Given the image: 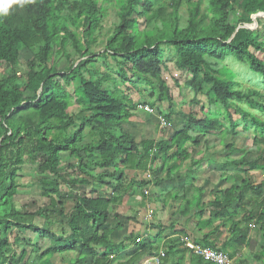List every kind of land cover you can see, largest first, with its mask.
<instances>
[{"label": "trees", "instance_id": "1", "mask_svg": "<svg viewBox=\"0 0 264 264\" xmlns=\"http://www.w3.org/2000/svg\"><path fill=\"white\" fill-rule=\"evenodd\" d=\"M99 1L0 0V264H51L56 253L67 251L77 252L75 262L69 264H112L111 256L127 249L134 237L132 233L115 242L112 233L122 230L127 221L135 223L139 213L119 219L125 196H140L139 207H147L151 199L148 185L161 186L172 180L177 162L190 157L187 142L198 145L209 133L237 137L252 131L250 148L235 147L233 142L224 146L227 155L222 162L232 172L231 185L213 189L212 199L205 204H201L200 187L183 186L179 216L171 219L178 221L195 209L199 217L210 214L202 226L209 228L222 220L203 237L190 239L234 258L249 245L253 226L264 232V176L253 173L264 172V118L259 115H264V102L253 97L259 98V89L264 90V41L253 38L247 26L264 17V0H207L202 14L200 1L187 0L191 7L185 20L180 14L184 0H115L118 9L113 31L104 49L93 54L91 47L104 17ZM164 48L172 49L176 68L189 75L186 87L204 93L209 108L200 106L202 118L192 112L170 139L137 142L124 127L136 105L114 85L111 74L88 66L95 55L105 62L111 59L120 65L116 71L122 83L143 85L153 103H171L172 90L162 75ZM24 51L32 56L21 65ZM60 58L68 64L63 70L55 66ZM227 62L238 65L245 74ZM243 77L257 88L246 87L239 79ZM107 80L112 87L105 85ZM70 86L72 91L66 89ZM73 103L89 114L70 132L76 124L68 112ZM62 153H68L74 162L64 163ZM26 157L42 175V195L49 201L35 212L46 221L54 215L53 222L61 225L65 237L49 226L25 224L22 212L15 208L16 180ZM204 161L192 158L188 176ZM127 170L134 172L129 180ZM164 170L168 176H159ZM137 173L146 175L136 180ZM62 185L74 194L62 193ZM160 201L164 206L168 199L161 196ZM227 224L229 236L219 247L212 237ZM14 227L32 231L52 244L44 250L33 244L31 252L37 258L27 262L25 244L30 240L25 242L16 235L11 244L7 235ZM176 234L163 247L162 264L168 260L175 264L178 255L176 264H184L182 257L189 250L181 248V238L189 239V235L183 230ZM261 251L257 258L264 260V247ZM157 252L148 238L138 240L117 264H140ZM187 264L214 263L190 252Z\"/></svg>", "mask_w": 264, "mask_h": 264}, {"label": "rangeland", "instance_id": "2", "mask_svg": "<svg viewBox=\"0 0 264 264\" xmlns=\"http://www.w3.org/2000/svg\"><path fill=\"white\" fill-rule=\"evenodd\" d=\"M101 1V0H100ZM99 3L102 5L104 17L101 21V27L97 32L96 42L92 44L91 53L97 54L98 52L102 51L107 43V38L109 34L113 31L115 22L117 21V14L116 11L118 9V5L115 0L111 3L107 2L105 4ZM192 2L200 1L201 2V14L202 11H205L207 8V0H190ZM191 7L187 0H184L180 7V14H182L183 19L185 20L188 9ZM238 14V13H237ZM136 16V15H135ZM236 16V15H235ZM234 16V18H235ZM236 19V18H235ZM255 19V18H254ZM207 21H204L206 24ZM248 27L252 29V37L258 40L264 41V17L261 18L260 23L256 24L254 21L252 24H247ZM140 28H143V25H140ZM71 56L73 59H77L78 55H76L73 51H71ZM31 53L29 51H24L21 54L20 62L21 65H25V63L31 58ZM95 61L90 63L88 66L91 70L97 68L101 73L106 72L111 74L115 78V86L120 87L122 93L128 94L129 97L132 99L133 103L136 105L132 112L133 116L129 119V123L124 124L125 129L130 131L134 134L135 140L140 142L143 139H170L174 132L178 129H181L187 117L193 112L197 115L198 118L204 117V113L201 110L200 106H204L207 110L209 108V103L204 95V93H195L190 88L186 87V80L188 78V73H183L179 71L175 66V53L170 48H164V61L165 66L163 68V78L168 82V85L171 87L172 90V102H163V103H153V99L149 97L147 91L144 90L143 85H135L132 86L131 83H122L120 77L118 76V72L116 71L119 68V63H114L113 60L108 59L106 62L103 61L101 58H98V55H95ZM261 59L264 60V54L261 56ZM229 67L233 70L239 71L241 75H244L245 72L242 71L238 65L227 62ZM67 62L65 58H60L56 61V68L57 70H63L66 67ZM112 69V70H111ZM115 69V70H113ZM22 72V70H21ZM87 75V74H86ZM243 82H245L246 87L249 89H256L255 85L250 84V81H247L245 77L239 78ZM75 86V83L73 84ZM105 85L112 87L113 84L111 81H106ZM73 86L67 87V90L72 91ZM254 99H258V101L264 102V90L261 88L259 89V98L253 96ZM149 103L151 107V112L145 111L143 109L138 108L140 104ZM150 104H154L153 107ZM243 103H241L242 105ZM169 106H171V111H169ZM250 108V107H249ZM250 110H253L250 108ZM69 114L76 118L75 126L71 127L69 130L70 132L74 129L78 128L82 123L83 116L89 114V111L83 109L82 105H78L73 103L69 109ZM163 114L165 118L163 117ZM261 117L264 118L263 114H259ZM161 116V119H160ZM169 116V117H168ZM237 118V115L235 116ZM165 119V120H164ZM239 130L242 131L243 129L239 127ZM193 141V140H192ZM228 142H233L235 147H245L250 148L253 142V134L252 131L242 132L240 136L233 137L231 134L223 135L221 133H209L206 137L202 138L198 145H195L193 142H187L186 146L190 157L183 162H177L178 167L174 168L171 176L179 173L183 175V180H180L178 184H176L177 179L171 180V183L175 188L182 189V183L184 181V176H188V168H190V164L193 159L198 160L199 158H203L205 161L195 166L194 172L195 175H199L204 177V181L201 184L204 186L205 190H210L213 187H216L219 183L220 178H229L231 175V170L226 169V165L223 164L222 161L225 160V156L227 155V151L225 150V144ZM264 147V146H262ZM261 148V147H260ZM257 151V149H256ZM260 152V149L258 150ZM237 157V155H234ZM62 160L64 163L66 162H74L71 158L68 157V153L61 154ZM210 157L215 158V161L212 163ZM26 159V163L22 166L19 177L17 178V192L14 195L13 203L17 210L22 212V218L25 221V224L29 223L33 226H49L52 228L54 232L59 235H63L64 237L67 235L61 229V225L59 223L53 222V219L56 217L52 215L50 221H46L45 217L42 214H38L37 211L40 208H43L44 205L48 204L49 201L42 195V188L40 186V179L42 175L33 168L29 161ZM172 166L170 163L167 168ZM127 180L134 176V172L127 170ZM191 173V172H190ZM253 173H257L258 177L264 176V172L259 173V171H253ZM146 174L137 173L136 180H140L142 176ZM168 176L165 170L162 173H159V176ZM232 176V175H231ZM153 177V173L150 175V178ZM198 177V176H197ZM201 178V177H199ZM151 180V179H150ZM169 181V180H168ZM192 184V183H190ZM151 190L152 192L156 191L153 186V182H151ZM193 185V184H192ZM150 187V186H149ZM149 187L146 189L150 191ZM155 189V190H154ZM174 190V188H173ZM62 193L65 194H74V190H71L68 186L62 185L61 186ZM162 192V191H160ZM159 192V193H160ZM178 193V192H177ZM177 193H173L172 190L167 194L168 199L171 200V197L177 195ZM179 194H181L179 192ZM183 194V193H182ZM128 200V199H125ZM68 206V204H67ZM131 206V205H130ZM128 212L130 211L129 208ZM131 209V208H130ZM123 209L122 211H125ZM32 213V215H31ZM33 213L35 215H33ZM122 212H120L121 214ZM127 214V213H126ZM125 213L121 214L119 219L123 220L125 218ZM57 219V218H56ZM19 235L20 238H23L25 242L30 240V244H25L26 250L28 252L27 255V262H30L32 259H35V253L31 252V247L37 246L40 248L39 250H44L52 242L47 238H40L37 234L32 231H20L19 228L14 227L12 228L7 237L10 240L11 244H13L14 236ZM251 240L248 243L249 245L247 251H245V255L238 258H233L231 264H264V260L258 259L257 255L261 254V249L264 247V232H260L258 228L255 226L252 227L251 231ZM32 242V243H31ZM221 240L216 241V245L220 247ZM24 245V244H23ZM15 249H17L15 247ZM18 252L20 250H17ZM40 252V251H39ZM39 252L37 255H39ZM77 256V252L75 251H67L62 253H56L51 258V264H69L71 262H75ZM35 257V258H34Z\"/></svg>", "mask_w": 264, "mask_h": 264}, {"label": "crops", "instance_id": "3", "mask_svg": "<svg viewBox=\"0 0 264 264\" xmlns=\"http://www.w3.org/2000/svg\"><path fill=\"white\" fill-rule=\"evenodd\" d=\"M210 159L212 160V163L215 161V159H212V158ZM179 175L183 178V175L181 174ZM197 176L195 175V173L187 177L184 176V181L182 183L181 190L175 188V186H173L171 181H166L161 186H157L153 183V186L156 189L155 192L154 191L152 192L151 190L152 185H148L150 186L149 194H151V199L148 202L147 207L145 208L139 207V204L141 202L140 196L132 195V196L124 197L122 204L119 207V210L122 213H125V214L127 213L126 216L133 214L135 211L139 213L137 215V221L135 223L133 221L132 222L127 221L125 225L123 226L122 230H115L112 233V238L115 240V242L123 240L126 235H129L132 233L134 235L132 239V243H130L127 249L123 250L117 255L111 256V259H113L112 264H117L118 261H122V259L125 258V256L127 255V252H130L132 248L134 247L135 241H138V240L141 241L145 238H148L153 244V247L156 248V252H157L160 249H163L164 246L168 245L170 238L177 236L176 233L179 231L183 230L184 232H186V234L189 235V239L190 238H201L203 237L204 234L209 233L213 228L218 227L217 225L220 222H222V220L215 221L213 223V226L209 228L202 226V221L209 218L210 214L209 212H206L202 217H199L194 214L195 209H193L192 212L188 216L181 218L178 221L171 220L172 218H177L179 216L178 210L181 204L184 202L183 186L190 185V183H192L193 185L200 187L202 189L201 204H205L208 200L212 199L211 191L213 189H216V190L225 189L229 187L232 182V178L224 179V178L218 177L219 183L217 184V186L211 188L210 190H205L204 186L201 184V182H203L205 178L199 175ZM177 177H178V174H175L172 178V180L177 179L176 184H178L180 180H183L182 178L178 179ZM170 190H172L174 194L178 192L177 194L180 197L176 200H173L172 198L171 200L168 199L167 194L170 192ZM179 192L181 194H179ZM156 193L158 195L154 196V194ZM161 196L168 199V202L164 206H162L161 201H160ZM189 197H191V194L189 195ZM125 199H128V200H125ZM127 208H129L130 210L129 212ZM123 209H126V210L122 211ZM230 212H233V210H231ZM228 230H229V226L227 224L226 226L221 227L220 230L217 231L218 233L216 235H213L212 238H214L218 242L219 240L224 241L229 236ZM250 239H251V236L249 237V242H250ZM181 248L186 250V248H184L183 246ZM245 251H247V248H244L243 250H241L234 258L244 256L246 253ZM189 256H190V252L186 251V253L182 257V260H184V264L188 263ZM179 258L180 257L178 255V258H176L175 264L180 261ZM170 263L171 261L168 260V262L164 264H170Z\"/></svg>", "mask_w": 264, "mask_h": 264}, {"label": "built area", "instance_id": "4", "mask_svg": "<svg viewBox=\"0 0 264 264\" xmlns=\"http://www.w3.org/2000/svg\"><path fill=\"white\" fill-rule=\"evenodd\" d=\"M139 108L148 112L152 111L151 107L148 104H140ZM181 241L183 242L184 248L214 264H231L232 262V259L229 257V255L221 249L215 248L210 245H204L191 239L181 238ZM164 257L165 251L163 249H160L155 255L147 258L141 264H162Z\"/></svg>", "mask_w": 264, "mask_h": 264}, {"label": "clouds", "instance_id": "5", "mask_svg": "<svg viewBox=\"0 0 264 264\" xmlns=\"http://www.w3.org/2000/svg\"><path fill=\"white\" fill-rule=\"evenodd\" d=\"M232 259V258H231Z\"/></svg>", "mask_w": 264, "mask_h": 264}]
</instances>
